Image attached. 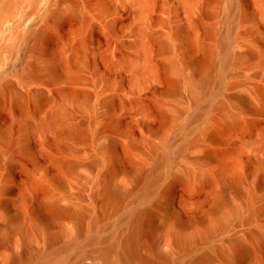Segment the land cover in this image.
Returning <instances> with one entry per match:
<instances>
[{
  "label": "rangeland",
  "instance_id": "obj_1",
  "mask_svg": "<svg viewBox=\"0 0 264 264\" xmlns=\"http://www.w3.org/2000/svg\"><path fill=\"white\" fill-rule=\"evenodd\" d=\"M1 14V264L27 249L61 262L20 264H123L128 214L154 200L141 252L264 264V0H0Z\"/></svg>",
  "mask_w": 264,
  "mask_h": 264
},
{
  "label": "bare ground",
  "instance_id": "obj_2",
  "mask_svg": "<svg viewBox=\"0 0 264 264\" xmlns=\"http://www.w3.org/2000/svg\"><path fill=\"white\" fill-rule=\"evenodd\" d=\"M6 10H7V8L3 9V11H4V12L2 11L3 14L6 12ZM3 14H1L0 17H2ZM227 59H228V57L226 56L224 58V62H226ZM200 71L203 73V70H199V72ZM235 97H237L238 99H242V97L240 95H235ZM238 125H239V121L235 116H230L228 119L222 120V121L212 120L211 125H210V129L208 130L207 134L211 138H216V137L220 138L222 135H224L229 130L230 127L238 126ZM207 154H209V156H215L216 155L215 152L210 151V150H207ZM224 170H225V168H224ZM154 181L155 180H151L150 178L147 177L142 182L141 186L138 188L139 190H138L136 197L140 198V199H145V198L150 197L152 194V184ZM130 192L131 191H126L125 189H123L121 187H113V188H111V191H110V193L112 194V197L116 200H121L123 197H125ZM219 196H220L219 193H217V192L213 193V197L216 201L219 200ZM248 196H249L250 200H252L254 197V195L251 191L248 192ZM158 207H159L158 202L154 200L152 202L151 206H149V207L142 208V209H132L129 212V214H128L129 219H127V220H129L128 231L122 237V239L120 241L118 252L116 253V255L118 256L117 259L120 262H122L123 264H170L171 263L170 257H169L170 255H168L166 253L158 252L155 250H150L149 252H145V253L140 251L141 243H140L139 238H138V231L141 227H146L148 231L153 230L152 224H150L146 218H147V216L152 215ZM55 211L57 213H67L68 214L71 212V209L63 208V207H59V206L57 207L55 205ZM76 217H77V219H80V216L77 214H76ZM90 219L89 220H90L91 225L93 227L96 226V224H98L96 216H94ZM98 225H100V224H98ZM11 226L13 229L16 228V216H14L11 219ZM81 232H82V230H81ZM172 232L174 234L175 240L177 241V243L180 246V250H184L191 245L192 240L194 238L193 234L186 233L178 225L173 226ZM87 237H89V236H87ZM53 239H54V236L50 235L48 238V242H47L48 246H50V244L52 243L51 241ZM73 245H74L73 240L66 244V246H73ZM231 245L233 247L235 255H237V256L242 255L243 253L246 252V246L237 238L232 239ZM111 248H112V245H111ZM75 251L76 250H74V252ZM77 251H79V250H77ZM102 252H103V250H102ZM26 254H28V255L30 254V258L33 260L44 261L47 263H59V262H61L59 256H57L56 252L46 250V249L42 250V251L31 252L27 249L22 254L21 253L20 254L12 253L10 255L8 264H20L21 262H23L25 260ZM77 254H78V252H77ZM103 254L105 255V253H103ZM206 257H208L207 254L205 252H203L197 256L196 260L206 258ZM119 261H117L116 263H118ZM0 264H1V262H0ZM110 264H115V261L114 262L111 261ZM180 264H189V261L188 262H180Z\"/></svg>",
  "mask_w": 264,
  "mask_h": 264
}]
</instances>
